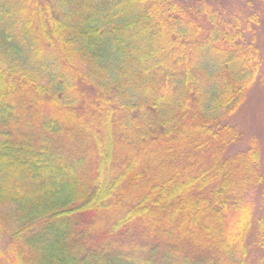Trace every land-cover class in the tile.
<instances>
[{
    "label": "trees",
    "instance_id": "obj_1",
    "mask_svg": "<svg viewBox=\"0 0 264 264\" xmlns=\"http://www.w3.org/2000/svg\"><path fill=\"white\" fill-rule=\"evenodd\" d=\"M223 1L0 0V264H264V0Z\"/></svg>",
    "mask_w": 264,
    "mask_h": 264
},
{
    "label": "rangeland",
    "instance_id": "obj_2",
    "mask_svg": "<svg viewBox=\"0 0 264 264\" xmlns=\"http://www.w3.org/2000/svg\"><path fill=\"white\" fill-rule=\"evenodd\" d=\"M242 3L241 0H224L223 3ZM231 4V3H230ZM259 44L261 45L264 51V33L260 34ZM247 100L244 102L241 110L236 114V116L232 119L234 123H236L243 132H245L246 138H257L261 143V150L263 151V161H264V85H256L246 96ZM243 146V145H241ZM241 146H236L230 150L233 152L241 148ZM264 169V163H263ZM253 200H255L256 204L259 206L262 205V197L255 196L253 194L250 195ZM2 244V248H3ZM258 258H263L264 260V251L258 252ZM264 263V262H263Z\"/></svg>",
    "mask_w": 264,
    "mask_h": 264
}]
</instances>
